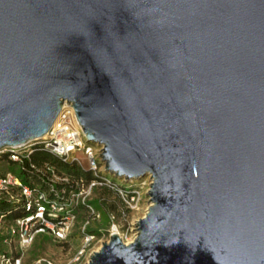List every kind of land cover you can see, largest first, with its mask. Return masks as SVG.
I'll use <instances>...</instances> for the list:
<instances>
[{"label":"water","instance_id":"1","mask_svg":"<svg viewBox=\"0 0 264 264\" xmlns=\"http://www.w3.org/2000/svg\"><path fill=\"white\" fill-rule=\"evenodd\" d=\"M64 100L105 171L152 178L84 264H264V0H0V148Z\"/></svg>","mask_w":264,"mask_h":264},{"label":"built area","instance_id":"2","mask_svg":"<svg viewBox=\"0 0 264 264\" xmlns=\"http://www.w3.org/2000/svg\"><path fill=\"white\" fill-rule=\"evenodd\" d=\"M101 148L86 140L72 103L67 100L44 135L0 148V264H25L23 255L39 234H47L56 242L67 241L80 212L84 219L73 248L55 257H32L26 264H84L108 239L113 227L118 228V213L113 210L108 212L107 228H89L100 216L89 201L93 189L108 188L129 207L138 199L139 189L134 180L109 177L100 159ZM77 152L88 159V168L78 156H71ZM44 153L75 161L91 172V178L71 180L48 158H43ZM151 181L147 175L141 183L149 189Z\"/></svg>","mask_w":264,"mask_h":264},{"label":"rangeland","instance_id":"3","mask_svg":"<svg viewBox=\"0 0 264 264\" xmlns=\"http://www.w3.org/2000/svg\"><path fill=\"white\" fill-rule=\"evenodd\" d=\"M73 155L78 156L82 164L86 168H88V159L83 155V153L77 152L72 154L71 156ZM108 175L109 177L114 178L111 173H108ZM144 178L145 177L133 181L136 188L139 189V197L137 200L135 199L132 202V207H129L126 203L124 204L123 200L119 199L117 194L112 190L104 187L94 188L89 201L93 205L95 210L99 212L100 216L98 220H93L91 222V226L89 228L95 230L99 228H107L109 226L108 212L113 210L114 212L118 213L117 224L122 239L124 241H130L131 239H133L137 233V224H135V222H137L138 218L145 214L149 205V199L146 195L148 186L141 183V180ZM117 180L120 181L119 178H117ZM125 205L128 207L126 208ZM121 210L123 211V213ZM83 219L84 214L80 212L76 218L75 224L68 237V240L63 243L52 240V238L47 234L37 235L32 246L25 251L22 258L23 262L26 264L30 258L38 255L55 257L62 251L66 252L67 250H69V247L73 248L79 240V226L83 222ZM85 262L86 261L84 260V263Z\"/></svg>","mask_w":264,"mask_h":264},{"label":"trees","instance_id":"4","mask_svg":"<svg viewBox=\"0 0 264 264\" xmlns=\"http://www.w3.org/2000/svg\"><path fill=\"white\" fill-rule=\"evenodd\" d=\"M43 158H48L59 171L67 174L71 180H76L81 177L86 179L91 178V172L89 170L83 169L75 161L73 162L63 161L62 159L51 153H44ZM91 230L95 231V229H91Z\"/></svg>","mask_w":264,"mask_h":264},{"label":"bare ground","instance_id":"5","mask_svg":"<svg viewBox=\"0 0 264 264\" xmlns=\"http://www.w3.org/2000/svg\"><path fill=\"white\" fill-rule=\"evenodd\" d=\"M113 230L116 231V232H118V233H120L119 232V229L117 227H113Z\"/></svg>","mask_w":264,"mask_h":264}]
</instances>
